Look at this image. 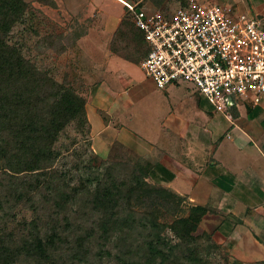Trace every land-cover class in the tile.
<instances>
[{
    "label": "trees",
    "instance_id": "obj_1",
    "mask_svg": "<svg viewBox=\"0 0 264 264\" xmlns=\"http://www.w3.org/2000/svg\"><path fill=\"white\" fill-rule=\"evenodd\" d=\"M47 1L54 5L41 0ZM27 11L22 0H0V264H57L64 253L84 261L93 256L97 264H209L216 246L207 233L196 234L207 210L182 211L185 199L150 184L138 164L103 161L95 167L90 146L77 168L78 184L70 186L55 170L61 134L71 124L88 134L90 124L85 99L11 42ZM120 26L126 30L119 27L115 35L122 44H111V53L141 61L148 46L133 24L122 20ZM160 198L178 209L168 220L158 210ZM18 207L33 218L24 233L9 237L1 223Z\"/></svg>",
    "mask_w": 264,
    "mask_h": 264
},
{
    "label": "crops",
    "instance_id": "obj_2",
    "mask_svg": "<svg viewBox=\"0 0 264 264\" xmlns=\"http://www.w3.org/2000/svg\"><path fill=\"white\" fill-rule=\"evenodd\" d=\"M112 1L118 4L126 2L137 9L147 8L152 12L170 15L181 2L189 4L196 3L197 0ZM71 2V8H75V12L79 11L84 15L89 11L87 13L89 17L97 7L102 14V20H107L109 14L113 15L108 9L107 0ZM239 2L243 8L254 10V6L262 4L264 0ZM222 6H227L232 15L241 14L236 7L237 4ZM113 16L115 21L112 28L120 18L116 13ZM250 17L264 18V15L253 13ZM104 25L102 23V34L107 36L105 44L103 43L104 53L100 54L103 48L99 46L94 48L93 54L97 59L95 58L91 66L95 71L93 78L95 85L94 89L88 92L85 105L95 155L106 159L115 144L137 153L148 162V180L183 197L190 207L200 206L207 210L202 220L206 231L214 234V237L218 236L235 261L243 264L264 263V237H261L264 234V97L257 106L238 102L225 112L227 115L223 116V119L228 127L224 132L217 134L215 140H210L209 149H199L197 146L199 141L206 137L205 131H201L212 124V115L201 112L199 106H195L188 114V121L184 120L185 118L181 119L184 121L182 130H175V127L171 126L173 129L167 133H159L162 140L165 138L167 140V137L188 139L190 147L183 150L179 146L177 148L170 145L167 140L170 153L158 152L152 158L151 142L134 132L130 134L119 121L125 114L123 112H128L132 102H129L128 93L117 96L111 88L114 84L122 85V80L128 78L126 66L134 63L111 55L107 45L111 31ZM100 56L105 58L97 63ZM177 86H168L165 90ZM201 119V125L193 122H201ZM174 140L172 143L175 144ZM144 144L149 149L144 147Z\"/></svg>",
    "mask_w": 264,
    "mask_h": 264
},
{
    "label": "rangeland",
    "instance_id": "obj_3",
    "mask_svg": "<svg viewBox=\"0 0 264 264\" xmlns=\"http://www.w3.org/2000/svg\"><path fill=\"white\" fill-rule=\"evenodd\" d=\"M22 1L27 4L28 11L24 17V23L18 25L12 31L11 42L22 45L21 51L23 55L34 64L36 68L49 75L55 81L70 86L77 94L81 95L87 103L88 92L91 91L92 88L94 89L95 85L93 83L95 71L91 66L96 58L93 54L94 48L97 46L103 48V43L105 44L107 40V36L102 34V23L105 24L104 26L106 29L111 31L109 40L107 41L108 50L111 52V44H116L118 46L122 44L123 37L119 36V34L115 35V32L119 27L123 31L126 30L124 26H120V23L122 20L131 23L130 13L125 7H122L123 5L121 2L120 4L122 6L112 0H107L110 13L113 15L116 13L120 16L119 22L112 28L115 21L113 19L115 17L109 14L107 20H102L103 17L99 7L93 9L94 11L89 17V15H87L89 11L87 13L84 12V15L80 14L81 12L79 11V13L75 12L76 9L71 8V0H52L54 5H50L49 1ZM239 1L240 0H215L211 2L207 0H197L195 2L204 6L220 7H223L222 5L237 4L236 7L239 13L245 14L248 17L253 15V13L264 15V2L254 6V10H252L248 7L243 8ZM225 8H227V6ZM142 10L152 12L147 8H143ZM132 29L135 31V28L132 27ZM138 36L140 38V34ZM138 44L137 42L136 45ZM103 50L104 48L100 50L101 55L104 53ZM112 54L113 53H111V55ZM118 54L121 55L123 53L121 52ZM132 56L134 58L137 57V55L133 53ZM104 58L103 56L98 57L97 63L103 61ZM135 62L134 64L126 66L128 78L122 80V85L114 84L111 88V91L117 96L128 93L129 102H132L128 112L124 111L123 113L125 114L119 119L121 124L128 129L130 134L134 132L143 139L151 142L153 146H150L153 150L151 151V157L153 158L158 152H163L164 154L170 153V147L166 144L167 140L170 145H174L177 148L179 146L183 150H185L186 147H190L188 146V139L186 140L183 138L178 140V138H174V140L171 137H167V140L166 138L162 140L159 133H167L168 130L170 131L173 129L172 127H175V130L181 129L184 124V121H181V119L185 118L184 120L188 121V114H190L191 110H194L195 106H199L201 112H208L212 115V124L201 131H205L204 135L206 137L199 141L197 148L209 149L210 140H215L217 134L227 129L228 124L223 119V116L227 114L217 111L209 101L202 95H199L190 84L180 83L177 87H172L173 89L168 91L156 88L154 83L149 78L145 77L139 66H137L139 65L140 58ZM193 122L201 125L202 119L201 122ZM92 123L94 127H96L95 122L93 121ZM83 140H88V142ZM139 140L143 142L142 139ZM173 140L175 144L172 143ZM135 141L138 142L137 140ZM90 146L92 147L90 133H81V128L77 127L76 124L68 126L61 134L56 144V149L60 153V156L56 160L54 167L59 174L65 176L70 186L80 182L77 168H80L81 162H86L87 158L90 156V152L88 151ZM144 147L149 149L146 145ZM103 161L109 163L127 161L132 165L138 164L143 173L146 175L149 174L148 162L137 153L119 144H115L112 149H110L106 159H102V157H98L94 153L93 164L95 167ZM148 182L154 184L150 180H148ZM161 200L160 198L158 210L162 213V219L168 220L173 213L176 214L178 209L174 204H163ZM180 207L182 211L185 210L186 212V209L190 206L184 202L180 204ZM12 212V216L8 218V220L2 221L1 227L9 237H17L19 234L24 233L23 227L32 220L33 216L28 209L22 207H18L15 211L12 210ZM185 215L186 213L182 214L180 212L181 217ZM202 232L210 235L211 244H215L216 246V250L210 252L208 256L209 264H243L239 261H235L226 246L218 239V236L215 235L214 237V234L207 232L205 224L201 222L196 234H201ZM261 237H264V234H262ZM76 258L82 257H75L69 253H64L58 259L57 264H97L94 262L93 256L86 259L87 261L83 259L77 260ZM102 264L109 263L105 261ZM252 264L264 263L257 262Z\"/></svg>",
    "mask_w": 264,
    "mask_h": 264
},
{
    "label": "built area",
    "instance_id": "obj_4",
    "mask_svg": "<svg viewBox=\"0 0 264 264\" xmlns=\"http://www.w3.org/2000/svg\"><path fill=\"white\" fill-rule=\"evenodd\" d=\"M148 46L139 68L158 89L192 85L219 112L264 97V21L190 2L166 16L123 2Z\"/></svg>",
    "mask_w": 264,
    "mask_h": 264
},
{
    "label": "bare ground",
    "instance_id": "obj_5",
    "mask_svg": "<svg viewBox=\"0 0 264 264\" xmlns=\"http://www.w3.org/2000/svg\"><path fill=\"white\" fill-rule=\"evenodd\" d=\"M121 3H123V2H121Z\"/></svg>",
    "mask_w": 264,
    "mask_h": 264
}]
</instances>
